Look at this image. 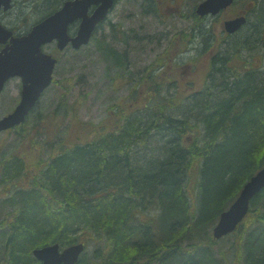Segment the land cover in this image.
I'll use <instances>...</instances> for the list:
<instances>
[{"label":"trees","instance_id":"trees-1","mask_svg":"<svg viewBox=\"0 0 264 264\" xmlns=\"http://www.w3.org/2000/svg\"><path fill=\"white\" fill-rule=\"evenodd\" d=\"M59 1L42 0V15ZM256 8L238 33L220 32L207 69L192 67L191 82L169 78L158 55L138 78L131 76L126 99L103 121L78 126L71 120L63 127L79 134L58 135L46 156L28 134L51 120L49 130L57 134L66 119L60 110L74 111L67 84L56 106L34 110L15 127L17 138L31 142L32 157L17 148L0 153L1 181L15 184L5 186L2 200L11 210L0 221V264H40L33 248L77 241L92 249L77 264H264V191L251 199L224 247L211 233L264 165V48L256 45L264 42V1ZM205 20L192 11L191 27L199 30L204 51L215 45ZM192 30L169 47L185 51ZM112 35L128 43L116 28ZM102 42L104 53L125 68L127 52ZM249 55L260 57L259 65Z\"/></svg>","mask_w":264,"mask_h":264},{"label":"rangeland","instance_id":"rangeland-1","mask_svg":"<svg viewBox=\"0 0 264 264\" xmlns=\"http://www.w3.org/2000/svg\"><path fill=\"white\" fill-rule=\"evenodd\" d=\"M155 1L157 2V10L154 5ZM198 1L118 0L90 43L77 51L68 49L60 52V59L62 60L55 66L56 71L54 73V80L57 82H54L42 95L39 101L40 108L47 109L51 105L52 107L56 106L59 96L63 92L62 85L67 84L68 91L65 98L69 106L74 104V111L60 110L61 117L65 116L66 119L56 135L49 130V125H54V120L40 125L41 130L37 129L36 134H28L31 137L33 135L35 150L46 156L47 151L50 149V143L55 141L58 135L63 134L65 131L69 134L78 135L79 133L76 130L74 131L73 126L67 127L66 130L63 127L65 124H71V120L78 126L80 121L92 123L103 121L108 109L114 108L116 104L126 99L125 96L129 94L133 83L131 76L138 78L139 72H142L147 65L151 66L160 54H163L162 57L165 60V65L161 69L164 72L170 70V73L166 72L169 78H175L174 76L178 75V77L191 82L192 77L195 76L192 67L196 70L200 68L207 69L209 55L217 49L218 43L221 42L218 29L220 16L216 17L217 20L215 18L205 20L206 28H212L213 34H210L214 36L215 45L204 51L206 47L202 43L199 30L197 28L192 30L191 27V13ZM41 2L42 0H27L25 3V5H30L25 8L24 13L31 23L40 19V16L46 10L42 9ZM246 4V0L237 1V6L233 10L230 8L225 11L222 17L235 14L236 10L242 9ZM250 14H248L249 18L253 20L254 13ZM114 28L128 37L127 44L113 38ZM191 30L192 35L186 39V43H189V45L185 51L176 53L173 48L169 47L171 40H179L181 32L189 34ZM101 40L105 42L104 45L109 43L115 49L127 52L125 68L120 67L111 54L107 53L106 55L104 53L106 50L99 47L103 46L100 45ZM175 54L180 55L173 59ZM241 56L243 57V55ZM251 56L254 55H249L248 60H256L257 65H259L258 63L261 62V60L258 61L260 57ZM195 57L196 59L190 63L189 60ZM175 63H179V67L174 66ZM17 84L18 81L12 79L0 94V118L11 112L17 104L19 100ZM186 90L190 91V88L187 86ZM26 140L27 138H17L13 129L10 132H0V153L10 150L15 151L17 148L18 152L24 151L27 153L25 157L30 158L32 157L29 153L31 142ZM76 140H82V137H76ZM18 152L17 154H19ZM1 178L0 173V221L11 210L5 203H2V200L6 197L5 186H8V188L11 186V189L15 186L14 179L6 184L1 181ZM189 192L193 194L195 189L189 186ZM7 220L11 219L7 218ZM229 237H232V234L221 239L219 245H225ZM91 250V247L87 246L84 254L89 253L91 255Z\"/></svg>","mask_w":264,"mask_h":264},{"label":"water","instance_id":"water-1","mask_svg":"<svg viewBox=\"0 0 264 264\" xmlns=\"http://www.w3.org/2000/svg\"><path fill=\"white\" fill-rule=\"evenodd\" d=\"M115 0H65L62 6L32 26L30 31L20 37H11L10 45L0 51V92L7 79L13 76L21 78L22 90L19 103L14 110L0 119V131L24 121L27 113L35 106L42 91L50 84L56 59L42 52L41 46L57 40L62 49L68 41L75 48L89 41L90 35L100 21L107 15ZM233 0H202L195 9L199 16L216 15L231 5ZM8 7L9 0H0ZM95 5L90 15V6ZM81 18L73 37L68 32V25ZM246 23V16L238 15L222 21V29L234 33ZM10 32L0 27L1 37H9ZM264 189V166L252 175L242 186L236 199L220 214L213 229V235L220 237L231 230L246 214L250 199ZM84 249L82 242H77L59 250L58 243L48 244L32 250L33 256L41 264H75Z\"/></svg>","mask_w":264,"mask_h":264},{"label":"flooded vegetation","instance_id":"flooded-vegetation-1","mask_svg":"<svg viewBox=\"0 0 264 264\" xmlns=\"http://www.w3.org/2000/svg\"><path fill=\"white\" fill-rule=\"evenodd\" d=\"M26 2L27 0H9L8 7H5L4 4H0V27H3V29L11 33L9 37H5V36L1 37L2 41H0V51H2L3 49H5L6 47L10 45L11 37H20V36L27 34L35 23L43 19V17L53 13L59 7V6H56V7L52 6L49 12H47L42 18L36 20L34 23H31V21L28 19V16L24 13L25 8L30 6L29 4L25 5ZM62 2L63 0L60 1L59 5H61ZM247 11L248 13H256L259 11V8L250 7L249 10ZM78 22H79L78 20H75L73 23L69 25V31L71 33H74L75 30L77 29ZM42 49L43 51L48 52L53 57L57 58V61L60 60V51L56 47L55 40L51 41L48 45H43ZM12 79H16L18 81L17 90H18V95L20 98V92H21L20 77L15 76V77L9 78L6 81L4 88H6V86Z\"/></svg>","mask_w":264,"mask_h":264},{"label":"bare ground","instance_id":"bare-ground-1","mask_svg":"<svg viewBox=\"0 0 264 264\" xmlns=\"http://www.w3.org/2000/svg\"><path fill=\"white\" fill-rule=\"evenodd\" d=\"M256 45H257V46H260V48H264V42H263L262 40H257V41H256ZM227 59H228V62H229V61L232 60V57H229V56H228ZM247 181H248V180H247ZM247 181H246V182H247Z\"/></svg>","mask_w":264,"mask_h":264}]
</instances>
